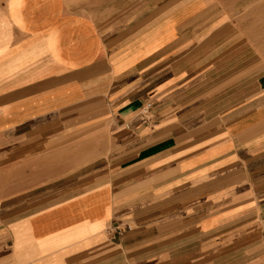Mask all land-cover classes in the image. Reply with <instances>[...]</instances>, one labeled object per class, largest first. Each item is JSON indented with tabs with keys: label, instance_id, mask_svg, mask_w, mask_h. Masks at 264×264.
<instances>
[{
	"label": "crops",
	"instance_id": "1",
	"mask_svg": "<svg viewBox=\"0 0 264 264\" xmlns=\"http://www.w3.org/2000/svg\"><path fill=\"white\" fill-rule=\"evenodd\" d=\"M0 264H264V0H0Z\"/></svg>",
	"mask_w": 264,
	"mask_h": 264
},
{
	"label": "rangeland",
	"instance_id": "2",
	"mask_svg": "<svg viewBox=\"0 0 264 264\" xmlns=\"http://www.w3.org/2000/svg\"><path fill=\"white\" fill-rule=\"evenodd\" d=\"M69 146L65 147V140L59 139L56 142V148H57V160H56V173L57 175L60 173H63L65 168L69 167V162L64 160L65 157V152H70L67 148ZM73 150V149H72ZM71 150V151H72ZM74 163V162H71ZM48 165V162H40V167L46 168ZM60 176H57V179H60ZM66 183V180H63L62 178L57 181L56 189H57V194L59 192H62L64 188V185Z\"/></svg>",
	"mask_w": 264,
	"mask_h": 264
},
{
	"label": "built area",
	"instance_id": "3",
	"mask_svg": "<svg viewBox=\"0 0 264 264\" xmlns=\"http://www.w3.org/2000/svg\"><path fill=\"white\" fill-rule=\"evenodd\" d=\"M150 108H151V104H149V103H147V104H145V106H143V108L140 110V112L137 116L138 122H140V123H146L147 122Z\"/></svg>",
	"mask_w": 264,
	"mask_h": 264
}]
</instances>
